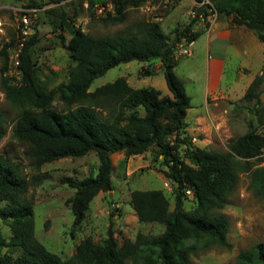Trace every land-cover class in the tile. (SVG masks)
<instances>
[{
    "label": "trees",
    "instance_id": "obj_1",
    "mask_svg": "<svg viewBox=\"0 0 264 264\" xmlns=\"http://www.w3.org/2000/svg\"><path fill=\"white\" fill-rule=\"evenodd\" d=\"M60 3L63 0H49ZM143 0H114L116 12L107 18L123 21L126 6H138ZM219 14L232 16L233 23L244 24L264 42V0H210ZM74 3V2H73ZM94 3L93 1L91 2ZM29 0V7L42 6ZM54 11V9H51ZM61 11L62 25L73 18ZM196 19L178 29L170 40L157 21L143 20L135 30L114 35L94 36L74 28L71 37L61 35V43L75 62L67 80L56 91H49L41 81L33 60L35 36L28 39L21 52L22 80L14 84L7 77L10 43L0 50L4 57L1 67V87L6 98L20 113L15 119L12 139L26 147L31 164L39 169L43 164L66 157H83L95 152L98 167L95 175L81 180L68 177L75 189L70 199L74 226L82 223L91 201L100 192L113 190L112 154L139 155L152 147L165 166L163 174L172 182L174 208L162 189H135L130 202L138 220L161 223L165 230L159 236L137 235L134 241L118 242L113 230L95 242L88 237L77 246L72 257L82 264H191V256L213 245L230 248L227 235L228 217L221 212L233 192L239 172L251 175V186L264 198V103L261 100L263 78L257 76L248 87L244 99L254 101L251 113L257 124L248 121V130L229 140L220 151L192 144L187 134L185 117L190 107L184 80L176 73V45L187 37L195 40ZM161 61V68L172 96L163 95L152 86L135 88L122 76L91 91L92 82L110 68L130 61ZM151 69L148 70L150 74ZM64 110L54 107L55 96ZM100 111H106L102 116ZM4 114L0 110V141L5 136ZM184 146V154H180ZM177 182L179 185H177ZM36 179L21 173L20 165L0 154V218L9 221L12 236L0 234V248L17 247L18 255L0 253V264H70L50 251L35 234L32 203L25 199ZM193 190L196 206L184 209L186 191ZM234 264H264V242L239 251Z\"/></svg>",
    "mask_w": 264,
    "mask_h": 264
},
{
    "label": "rangeland",
    "instance_id": "obj_2",
    "mask_svg": "<svg viewBox=\"0 0 264 264\" xmlns=\"http://www.w3.org/2000/svg\"><path fill=\"white\" fill-rule=\"evenodd\" d=\"M29 0H0V50L7 42L15 45L19 33V8L34 9V31L28 38L35 36L32 45L34 63L38 69L41 81L49 91H56L58 86L67 80L69 69L75 65L69 50L61 43V35L66 40L71 37L74 28H81L94 36L114 35L136 29L143 20L157 21L167 37L172 40L178 29L187 25L194 18L196 5L192 0H143L138 6H126V17L123 21L111 22L107 18L116 12L114 0H63L55 3L49 0H38L42 6L29 7ZM94 2L93 4L91 2ZM74 2V3H73ZM96 4L104 5L100 12ZM54 9V11H51ZM72 14V19L62 25L61 11ZM111 13V14H109ZM185 62V61H184ZM4 57L0 55V110L4 114L5 136L0 141V154L5 159L20 165L21 173L28 179H36L37 184L30 186L25 199L32 203L35 221V234L50 251L63 259L71 260L70 264H82L72 257L77 246L85 238H92L95 242L103 241L111 228L118 242L124 239L134 241L138 234L159 236L165 230L161 223H145L135 218L134 208L130 202V194L135 189H162L170 201V209L175 205L172 182L163 174L165 166L158 148L152 147L139 155L127 156L122 151L113 156L112 181L113 190L100 192L91 201L82 223L74 226V215L70 199L75 189L67 183V178L81 180L89 175H95L98 158L95 152L83 157H66L43 164L35 168L26 155V147L13 140L12 129L21 107L12 104L1 87V67ZM156 61H130L110 68L104 75L97 77L91 84L93 91L117 78L125 76L134 86L142 87L149 80L148 70L155 66ZM186 65V64H185ZM9 66V59H8ZM177 70V71H176ZM176 73L182 74L181 69L175 68ZM147 75V76H145ZM9 77V76H7ZM164 79L163 74L160 75ZM202 68L198 67L195 82L186 80L188 92L199 91L201 87ZM165 80V79H164ZM14 84H19L15 83ZM264 95V89H261ZM55 96L54 107L64 110V105ZM247 103V104H246ZM254 101L241 100L235 102V110L229 113V124L232 136L219 141L215 149L225 151L230 139L244 134L248 130V121L257 124V115L251 113ZM235 111L238 112L235 116ZM104 116L106 111H100ZM264 134V126L258 128ZM192 144L196 146V144ZM184 154V146L180 149ZM193 190L184 200V209L191 210L196 206ZM5 202H0V207ZM229 221L230 228L227 235L230 248L213 245L191 256V264H234L240 250L248 249L258 242H264V198L256 194L251 186V175L239 172L236 186L231 193L228 203L221 209ZM0 234L6 238L12 236L9 221L0 218ZM5 252L18 255L17 247L0 248ZM127 264H132L128 261Z\"/></svg>",
    "mask_w": 264,
    "mask_h": 264
},
{
    "label": "crops",
    "instance_id": "obj_3",
    "mask_svg": "<svg viewBox=\"0 0 264 264\" xmlns=\"http://www.w3.org/2000/svg\"><path fill=\"white\" fill-rule=\"evenodd\" d=\"M194 29L199 35L192 45V55L178 57L175 67L182 71L177 74L184 80L190 98L186 131L196 146L215 149L219 141L232 136L228 115L231 109L235 110V102L245 100L244 95L257 76L263 78L264 89V42L246 25L233 23L230 15L219 14L210 30L198 23ZM198 67L202 68L203 77L200 90L189 93L186 80L195 82ZM162 74L161 61H156L148 75L150 79H141L146 83L142 87L152 86L163 95L172 96L165 77H160ZM126 79L133 87L141 88L132 84L139 79ZM261 100L264 103V95ZM116 153L119 152L111 156L112 162ZM134 214L138 220L135 210Z\"/></svg>",
    "mask_w": 264,
    "mask_h": 264
},
{
    "label": "built area",
    "instance_id": "obj_4",
    "mask_svg": "<svg viewBox=\"0 0 264 264\" xmlns=\"http://www.w3.org/2000/svg\"><path fill=\"white\" fill-rule=\"evenodd\" d=\"M196 5V11H194V18L196 19V24H201L204 26L205 30H210L212 25L217 21L219 13L215 9L213 3L210 0H193ZM98 11L102 12L105 9L104 5L96 4ZM20 12L19 17V33L15 45L9 47V66L5 71V75L13 77L15 83H21L22 72L19 68L21 52L25 46L28 38L33 34L34 31V14L31 8L28 9H18ZM2 19L0 18V29L2 28ZM193 31H196L193 28ZM194 40H189L187 37L183 39L176 45L174 51V57L190 56L192 55V45ZM191 189L186 191L190 194Z\"/></svg>",
    "mask_w": 264,
    "mask_h": 264
},
{
    "label": "water",
    "instance_id": "obj_5",
    "mask_svg": "<svg viewBox=\"0 0 264 264\" xmlns=\"http://www.w3.org/2000/svg\"><path fill=\"white\" fill-rule=\"evenodd\" d=\"M177 185H179V183L177 182Z\"/></svg>",
    "mask_w": 264,
    "mask_h": 264
}]
</instances>
